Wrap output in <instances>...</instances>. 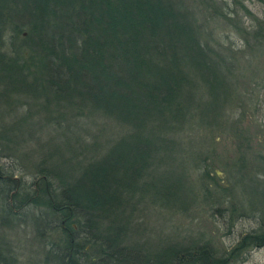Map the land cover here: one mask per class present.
Wrapping results in <instances>:
<instances>
[{
  "label": "trees",
  "instance_id": "16d2710c",
  "mask_svg": "<svg viewBox=\"0 0 264 264\" xmlns=\"http://www.w3.org/2000/svg\"><path fill=\"white\" fill-rule=\"evenodd\" d=\"M221 21L229 46L264 52V16L242 0H0V147L25 165L0 164V264H230L264 247V203L258 227L220 255L195 240L133 236L146 202L186 206L190 170L202 169L208 189L215 135L248 139L241 118L226 115L252 97L236 81L243 50L215 36ZM251 83L264 93V75ZM96 120V135L83 131L90 142L73 135ZM247 168L239 161L234 172Z\"/></svg>",
  "mask_w": 264,
  "mask_h": 264
},
{
  "label": "rangeland",
  "instance_id": "374dc122",
  "mask_svg": "<svg viewBox=\"0 0 264 264\" xmlns=\"http://www.w3.org/2000/svg\"><path fill=\"white\" fill-rule=\"evenodd\" d=\"M242 3L254 17L262 18L264 16V3L260 0H242ZM197 17L202 18V13L198 12ZM251 18L248 15L243 16L244 25H249L252 21ZM226 26L221 21L219 27L214 31L215 36L221 41L223 48L245 51L241 53V63L245 68V75L236 81L240 87L242 86L240 92H247L244 93L245 97H252V102L247 98L245 106L240 108L236 106L233 112L232 108L227 109L226 115H229V121L241 118L239 125L242 129L247 130L245 133L248 134V139L243 140L241 145L232 135L229 136L231 134L229 132L223 131L221 134L219 133L220 135H215L214 146L217 149V154L211 158L213 161L209 172L213 180L208 183V189H205L197 176L202 169L190 170V180L186 182V185L189 183V197H191L181 210H167L158 204L146 202L149 204L146 205V216L140 218L142 223L140 229L133 235L141 242L148 241L152 245L158 246L167 242L176 241L183 244L195 240L199 244L207 243L220 255L228 251L241 235L256 229L262 219L260 205L264 203V200L258 193L264 189V93L251 82L261 80L264 75V52L259 49L256 55L249 57L247 52L249 48L241 44L237 45L239 41L235 42L234 46H229L228 41H231L233 37L229 36L225 38L226 40L220 37H224L230 32ZM23 33L26 36V32ZM25 109L22 107V110ZM34 123L35 120H32L27 126V129L30 128L32 133L38 127ZM100 124L99 120L94 121V124L90 121H85L84 124L80 122L72 128L74 133L72 134L81 141L83 131L96 135ZM44 130L46 133L40 137L42 143L47 142L48 137L51 136L49 129ZM36 136L35 134L30 136L32 140L29 143L30 147L24 149L28 154L33 153L36 147ZM83 136L85 139L83 141L90 142L88 133H84ZM6 152L0 147V164L3 163L6 167L18 171L13 165L15 163L19 172L22 173V167L25 165L20 167V162L10 158ZM262 157L263 160H261ZM239 161H244L248 166L245 176H242L241 179L234 172ZM19 172H17L18 176ZM27 173L24 171V176L26 180H29L27 177L30 175ZM214 182L222 185L226 190L224 192L220 191V188L218 190L214 186ZM251 184L253 189L249 187ZM208 193L210 194L208 195ZM22 230L19 231V244L35 256L37 244L30 240L29 233L25 234ZM19 236L13 235L18 239ZM230 264H264V247L254 248Z\"/></svg>",
  "mask_w": 264,
  "mask_h": 264
},
{
  "label": "water",
  "instance_id": "95a60500",
  "mask_svg": "<svg viewBox=\"0 0 264 264\" xmlns=\"http://www.w3.org/2000/svg\"><path fill=\"white\" fill-rule=\"evenodd\" d=\"M23 35H25V33H23Z\"/></svg>",
  "mask_w": 264,
  "mask_h": 264
}]
</instances>
